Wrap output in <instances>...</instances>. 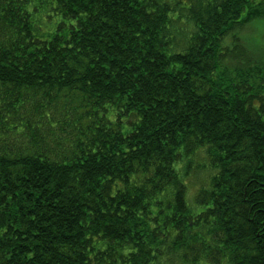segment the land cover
I'll return each mask as SVG.
<instances>
[{
    "label": "trees",
    "instance_id": "16d2710c",
    "mask_svg": "<svg viewBox=\"0 0 264 264\" xmlns=\"http://www.w3.org/2000/svg\"><path fill=\"white\" fill-rule=\"evenodd\" d=\"M262 16L0 0V264H264Z\"/></svg>",
    "mask_w": 264,
    "mask_h": 264
},
{
    "label": "rangeland",
    "instance_id": "374dc122",
    "mask_svg": "<svg viewBox=\"0 0 264 264\" xmlns=\"http://www.w3.org/2000/svg\"><path fill=\"white\" fill-rule=\"evenodd\" d=\"M238 35L241 44L264 58V16L249 20L242 26L241 30H239ZM229 41H231V39H229ZM262 62H264V59H262ZM202 174L203 172L196 171L190 175L188 179V197L194 194Z\"/></svg>",
    "mask_w": 264,
    "mask_h": 264
}]
</instances>
